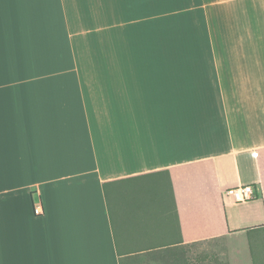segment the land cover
Masks as SVG:
<instances>
[{"label":"crops","instance_id":"0c3cea01","mask_svg":"<svg viewBox=\"0 0 264 264\" xmlns=\"http://www.w3.org/2000/svg\"><path fill=\"white\" fill-rule=\"evenodd\" d=\"M262 149L264 0H0V264H120L103 183L144 173L147 235L199 233L200 160L229 232L172 248L255 264Z\"/></svg>","mask_w":264,"mask_h":264},{"label":"trees","instance_id":"16d2710c","mask_svg":"<svg viewBox=\"0 0 264 264\" xmlns=\"http://www.w3.org/2000/svg\"><path fill=\"white\" fill-rule=\"evenodd\" d=\"M260 153L262 155L259 157V167L264 193V149ZM189 167H193L194 189L197 191V196H194L197 197V201H194L193 205L191 203L185 205L189 210L194 211V215L199 216V233L193 235H147V224L142 217L144 212L147 213V194L150 193V187L154 189L157 185L156 178L147 181L153 173L107 180L103 183L120 264H132L133 259L143 262L146 256L147 264H191L186 259L184 249L172 248L176 243H185L229 232L226 210L213 161H195L190 163ZM148 182L151 184L147 185ZM157 193L154 191V194ZM134 211L138 213H132ZM129 212L131 217L127 219L125 217ZM119 216L124 219L123 225L117 222L118 220L116 221ZM194 225L196 226V223ZM261 228H264V225L257 227V229ZM247 232L250 237L251 229ZM163 247H168V249H163ZM257 257L254 263L260 264L261 257ZM262 263L264 264V261Z\"/></svg>","mask_w":264,"mask_h":264},{"label":"built area","instance_id":"2783aa9c","mask_svg":"<svg viewBox=\"0 0 264 264\" xmlns=\"http://www.w3.org/2000/svg\"><path fill=\"white\" fill-rule=\"evenodd\" d=\"M227 193L231 195L236 202H244L254 199L257 196V191L253 185L238 186L230 188ZM33 212L35 216L44 214V209L41 203L33 205Z\"/></svg>","mask_w":264,"mask_h":264},{"label":"rangeland","instance_id":"374dc122","mask_svg":"<svg viewBox=\"0 0 264 264\" xmlns=\"http://www.w3.org/2000/svg\"><path fill=\"white\" fill-rule=\"evenodd\" d=\"M161 182H162V177H161V180H160V183L159 182H157V184L159 185V184H161ZM112 203V202H111ZM206 242V241H205ZM205 242L203 243H200V246H198V248L199 249H197V252L199 253V254H202V252H206V251H202L204 248H205ZM205 250V249H204ZM259 257H261V259H260V261H259V263L260 264H263L262 262L264 261V257H263V255L261 254H259ZM138 258V257H137ZM134 261H133V263L132 264H147V256H146V259H144V261L143 262H141V260H139V259H133ZM199 264H207V261L206 260H201L200 262H199Z\"/></svg>","mask_w":264,"mask_h":264}]
</instances>
